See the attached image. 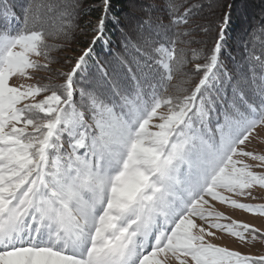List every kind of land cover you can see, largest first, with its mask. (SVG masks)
Listing matches in <instances>:
<instances>
[{"label": "snow or ice", "instance_id": "1", "mask_svg": "<svg viewBox=\"0 0 264 264\" xmlns=\"http://www.w3.org/2000/svg\"><path fill=\"white\" fill-rule=\"evenodd\" d=\"M127 3L122 20L113 0L88 9L84 0H29L21 21L0 0V264H264L209 239L264 241L221 210L264 217V203L242 202L264 191V171L254 170L264 169V49L250 52L241 39L233 56L235 0L210 49L197 39L210 26L192 21L212 4ZM243 3L244 34L264 36V0L259 17ZM93 7L92 46L69 71L53 70L61 46L46 43L47 29L71 42ZM109 26L115 42L105 39ZM100 41L122 52L90 71ZM41 71L47 82L10 83ZM193 76L191 89L171 83Z\"/></svg>", "mask_w": 264, "mask_h": 264}, {"label": "trees", "instance_id": "2", "mask_svg": "<svg viewBox=\"0 0 264 264\" xmlns=\"http://www.w3.org/2000/svg\"><path fill=\"white\" fill-rule=\"evenodd\" d=\"M10 2L15 4V11L22 21V8L28 4L29 0H10ZM178 2H183V0H178ZM189 2L203 3L204 5L212 4L211 9L205 7L203 12L198 13L192 21L193 24L210 26L211 30L208 32L207 35H205L203 32L200 31H198L197 34V39L203 40L205 42L204 46L207 49H210L214 45V42L218 37L219 24L222 21L224 14L228 11L227 6L229 3H232L233 0H189ZM235 2H236V8H234L232 11V20L228 27V32H227V43L228 46L232 49L233 56H235L237 58V61H239V58L241 56L244 47V45L240 43L241 39L248 41V49L250 52L254 51L256 54H260L262 49H264V36H260L258 34L257 38L253 40V38L244 34L245 29H248L249 25L245 23L242 17V12H241L242 0H235ZM94 4H99V0H84L85 9L90 8ZM113 6L114 8L121 10L122 13L121 18L123 20V13L129 10L127 0H113ZM243 10L247 12L249 18L253 16L259 17L260 0H244ZM100 14H101L100 10L98 8L93 7L91 8L90 13L83 15L78 21L80 28H77L74 31L71 37V42H66L62 38V36H59L56 32L55 27H49L47 29L49 32L52 33V35H49L46 38V43L52 46H56V45L61 46L58 48V50L53 51L51 53V55L55 57L58 63L52 64L50 65V67L54 65H58L61 68H63L62 62H60L59 60H64L65 56L66 58L71 59L73 55L77 53H78L77 56L79 57L80 55L83 54L85 49L92 46V38L94 33L91 31V27L89 26L96 25V23L99 20ZM136 15L139 16L141 15V13H136ZM17 26L20 27L22 26V24H18ZM81 29H83V31H81ZM117 38H118V33H113L111 26H109L108 30L105 33V39H111V41L115 42ZM179 47H183V45H179ZM193 47H198V46L193 45ZM117 51L122 52V49H117L115 43H113L112 52L110 54L109 52L105 51L103 41L98 42L94 46L93 52L89 54V57H87L88 69L90 71H94V67L98 61L103 62L105 60H112L113 57L116 55ZM68 53H71V55ZM190 55L191 53L189 50V57ZM244 55H247V53H244ZM74 59L76 60L77 58ZM224 60L225 63L228 64L230 68L233 67V63L229 57L227 56L224 57ZM66 61L67 59L65 60V62ZM199 62L203 63L202 60ZM190 65L194 67V70L192 69V72H194L195 71L194 63ZM187 70L190 71V68H188V66H187ZM38 74H40V76H42L44 80L47 81V77L49 75L47 72L41 71ZM198 79H199L198 76H193L190 82L182 83L180 80L178 81V79L176 78L171 83L177 85V87L179 88L191 89L195 86V83L198 82ZM52 82L58 84V83H62V80L57 79V80H53Z\"/></svg>", "mask_w": 264, "mask_h": 264}, {"label": "rangeland", "instance_id": "3", "mask_svg": "<svg viewBox=\"0 0 264 264\" xmlns=\"http://www.w3.org/2000/svg\"><path fill=\"white\" fill-rule=\"evenodd\" d=\"M79 50V49H78ZM80 52V51H78ZM73 53V52H71ZM71 53H68L71 55ZM78 54V53H77ZM77 54H74L73 57L71 59L66 58L64 60H59L60 62H62L63 68H61L58 65H54L51 66V68L53 70L59 69L60 71H69L72 66L74 65L75 59L74 58H78ZM33 59L38 60L40 63H43V59L41 57H33ZM67 59V61L65 62V60ZM190 65V64H189ZM188 68H190L189 72H192V69L194 70V67L192 65L189 66ZM39 72H33V79L32 80H27V81H20L17 80L16 78H13L12 81H10V83H36V82H47L44 79L41 80L40 78H43L42 76H40V74H38ZM178 81L180 80V78H177ZM192 80V79H191ZM181 81V80H180ZM261 138H264V132L261 133ZM258 140H254L253 143L256 144L258 143ZM255 163V162H252ZM255 171H264V169H260V168H256L254 169ZM254 191V195H256L257 199L255 200H247V201H242V202H248V203H264V191L260 190V189H255ZM222 211H225L226 215H230L232 217V219H236L239 222H244V223H248L254 227H256L257 229H259L260 231H264V217H253L248 213H244L240 210H225L223 208H221ZM218 235H223V234H218ZM211 240V242L217 244L218 246H222V247H228L230 250H235L240 252L243 255H248V256H252V257H259V256H264V241H260V240H256L253 241L251 243H244L242 244L239 241H236L234 238L228 237L227 235H223L222 239H216V238H209ZM172 264H175V261H172Z\"/></svg>", "mask_w": 264, "mask_h": 264}]
</instances>
